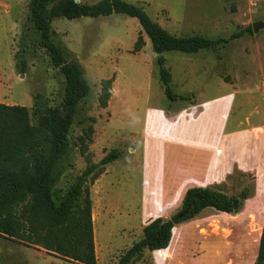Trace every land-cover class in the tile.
Instances as JSON below:
<instances>
[{"label": "rangeland", "instance_id": "obj_1", "mask_svg": "<svg viewBox=\"0 0 264 264\" xmlns=\"http://www.w3.org/2000/svg\"><path fill=\"white\" fill-rule=\"evenodd\" d=\"M99 1L77 0L82 4ZM124 1L142 7L154 22L175 37L228 38L248 27L252 31L253 23L264 22V0ZM29 3L30 0H0V104L26 107L31 115L36 95L48 108L61 107L65 79L52 66L48 53L38 42L24 50L27 68L25 73H18L16 57L22 27L28 24ZM51 29L52 40L60 46L68 62L81 67L91 88L74 115L68 134L69 153L55 166L58 178L52 188L53 195L59 201L88 165L98 164L112 150L120 151L117 160L98 168L101 174L107 169L101 181L95 185L100 174L93 183L88 182L92 204L99 208L95 211L99 218L94 225L98 264H117L141 235V228L154 219L151 216L163 209L171 192L167 185L179 167L176 137L183 124H169L165 119L183 113L190 118L199 114L208 117L211 112L215 118L218 114L215 107L209 111L206 106L199 111L194 106L219 96L228 97L223 102L227 109L223 127L227 130L236 131L240 122L244 124L245 117L249 123L262 119L264 29L256 34L246 32L215 51L164 53L172 91L192 97L189 101L176 102H170L164 94L157 56L135 19L120 14L55 19ZM139 35L144 46L134 54L133 46ZM103 80H112L105 108L98 103ZM255 106L259 108L257 112H254ZM185 108L187 111L183 112ZM82 148H85L83 152ZM247 149L253 147H239L238 142L233 145L234 153L239 156ZM197 188H214L227 195H236L245 188L249 190L251 195L237 212L253 213L249 222V253H253L264 222V184L257 185L256 173L235 166L223 182ZM181 203L169 219L176 215ZM101 207L105 209L100 210ZM208 213L221 212L208 208ZM200 215L178 225L199 220ZM0 264L74 263L40 246H25L0 236ZM140 264L156 263L151 257Z\"/></svg>", "mask_w": 264, "mask_h": 264}, {"label": "trees", "instance_id": "obj_2", "mask_svg": "<svg viewBox=\"0 0 264 264\" xmlns=\"http://www.w3.org/2000/svg\"><path fill=\"white\" fill-rule=\"evenodd\" d=\"M112 14L135 19L141 32L150 40L152 51L159 54L156 58L159 80L170 102L189 101L192 97L172 91L171 75L164 66V53L215 51L246 32H252L248 27L228 38L175 37L154 22L142 7L124 0H100L95 4L75 0H30L28 24L22 27L16 57L18 73H25L27 68L24 50L38 42L48 53L52 66L64 76V98L61 107L51 109L36 95L31 115L26 107L0 104V236L25 246H40L74 264H96L88 182L93 183L101 174L99 167L117 160L120 151L112 150L98 164L88 165L59 201L54 198L52 188L58 178L54 173L55 166L69 153L68 134L74 115L91 88L81 67L68 62L60 46L52 40L51 23L55 19L98 18ZM143 46L139 35L132 53L140 52ZM111 83L112 80L101 82L98 103L102 108L107 106L110 98ZM250 195L247 188L236 195H227L214 188H190L175 213L187 211L178 224L196 218L208 208L235 213ZM233 199L238 200L237 211L233 208ZM174 226L170 219L151 220L143 228V237L119 258L117 264L139 260L144 250L166 249ZM254 264H264V222Z\"/></svg>", "mask_w": 264, "mask_h": 264}, {"label": "crops", "instance_id": "obj_3", "mask_svg": "<svg viewBox=\"0 0 264 264\" xmlns=\"http://www.w3.org/2000/svg\"><path fill=\"white\" fill-rule=\"evenodd\" d=\"M260 94L264 96V90H260ZM227 98L219 96L194 106L199 111L205 109L206 106L209 107V111L215 107L218 109L215 118L211 112L208 117L206 114L202 115L203 117L199 114L200 117L197 115L190 118L183 113V115L165 119L169 124L175 122L178 126L180 123L183 124L176 137L179 167L176 174L171 175L168 180L170 183L167 186L171 192L164 201L165 206L151 216L152 219L156 217L169 219L171 213L180 205L187 189L221 183L235 166L242 171L256 173L257 185L264 184V107L260 121L249 123L248 117H245L244 124L240 122L236 131L227 130L223 127V121L226 119L224 114L227 112L223 102H226ZM258 109L255 106L254 112ZM185 111H187L186 108L183 109V112ZM240 126H245V129H239ZM236 142L239 147L243 145L253 147V149H247L239 156L233 151V145ZM106 174L107 169L96 180L95 185ZM104 209L105 207L100 208V210ZM97 210L99 208H95L92 204L96 264L99 262L94 226L99 218V213L95 212ZM200 214L199 220L181 226L177 224L172 229L171 240L166 249L144 250L139 260H134L129 264L144 263L151 257L156 264H254L262 229L258 236V244L254 245L253 253H249L251 239L249 222L253 213L240 215L239 212L232 214L221 212L214 215L205 209ZM141 229V235L133 241V244L143 237V228ZM133 244H130L127 250Z\"/></svg>", "mask_w": 264, "mask_h": 264}, {"label": "water", "instance_id": "obj_4", "mask_svg": "<svg viewBox=\"0 0 264 264\" xmlns=\"http://www.w3.org/2000/svg\"><path fill=\"white\" fill-rule=\"evenodd\" d=\"M75 2H77V0H75ZM261 29H264V22H256L252 24V32L253 33H258V31H260ZM157 57L159 56V54H155ZM233 208L235 211H237L238 208V200L237 199H233ZM186 210L177 213L175 216L170 218V221L172 222L173 225H177L179 220L182 219L185 214H186Z\"/></svg>", "mask_w": 264, "mask_h": 264}]
</instances>
